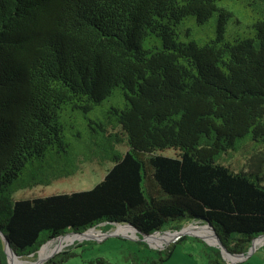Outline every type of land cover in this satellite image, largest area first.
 Masks as SVG:
<instances>
[{
	"label": "trees",
	"instance_id": "1",
	"mask_svg": "<svg viewBox=\"0 0 264 264\" xmlns=\"http://www.w3.org/2000/svg\"><path fill=\"white\" fill-rule=\"evenodd\" d=\"M223 1L0 0V264L5 240L25 258L99 225L151 235L194 221L244 255L264 234L259 169L227 161L240 139L264 141V0H245L251 32L230 38ZM214 13L213 38L181 40L185 19ZM114 91L122 107L79 129L80 114ZM102 162L111 167L89 190L13 197ZM165 250L149 263H164ZM203 251L206 264H227L218 247Z\"/></svg>",
	"mask_w": 264,
	"mask_h": 264
},
{
	"label": "rangeland",
	"instance_id": "2",
	"mask_svg": "<svg viewBox=\"0 0 264 264\" xmlns=\"http://www.w3.org/2000/svg\"><path fill=\"white\" fill-rule=\"evenodd\" d=\"M245 3V0H227L220 3L221 7L231 13V16L226 20L225 38L233 36L244 37L251 32V24L256 17L255 5ZM216 19L217 13H214L204 24H197L194 17L185 19L183 23L189 35L188 37L182 35L181 40H196L201 42L213 38L215 36ZM144 45H147V43ZM122 105V96L119 94V91H114L112 95L105 98L92 111L87 114H80V117H78L81 123L79 129L89 119L96 121L103 119L107 115L106 112H109L112 106L122 107ZM248 142V137L240 139L238 146L241 145V148L236 153H233L230 158H227V161L236 170L259 169L258 174L261 176L262 183L264 184V141L249 142L251 145H248ZM162 154L173 157L175 151L169 149L163 151ZM110 167L111 163L109 162H102L100 164L86 163L82 165L80 171L72 176L57 179L49 185L18 190L14 193L13 197L15 199L32 198L89 190L103 179ZM191 222L193 221L183 224L178 230L158 232L160 236L168 231L178 232L177 238L170 239L167 242L161 243V245L151 244L148 240H143L141 236L125 228V226H121L124 229L122 230V228L118 229L116 225H112L109 228L99 225L93 228L95 236L69 240L63 248L48 257L70 249L75 255L61 264H85L96 258L105 259L106 264H130L133 261L138 263L143 262L144 264L145 262H150L147 259L149 257L158 258L157 251H166L165 248L170 246V257L162 264H206L203 251L204 244L217 247L214 245L215 240L209 242L205 238V232L199 229L200 227L190 226ZM180 237H183V239L178 243H174ZM253 248L246 255L236 257L234 260L226 258L224 254V261L227 264H264V244H256ZM39 257L40 253L37 252L34 256L17 259L26 264H40ZM46 259L44 261H47ZM10 264L12 263L10 262Z\"/></svg>",
	"mask_w": 264,
	"mask_h": 264
},
{
	"label": "bare ground",
	"instance_id": "3",
	"mask_svg": "<svg viewBox=\"0 0 264 264\" xmlns=\"http://www.w3.org/2000/svg\"><path fill=\"white\" fill-rule=\"evenodd\" d=\"M119 228H122V227H118V229ZM199 229H201V230H203L205 232V234H204L205 238L208 239L209 242H213L214 240L216 241V239L213 236L212 231L210 230V228L201 227ZM122 230H124V229L122 228ZM130 230L135 232L132 228ZM92 236H95V232H93V229H90L84 234H80V235L79 234H77V235L76 234H71V235L64 236V238L61 237V238H58V239H54V240L50 241L49 243H47L40 250V252H39L40 253L39 262L40 263L43 262L49 255H51V254H53L55 252H58L61 248H63L66 245V242H68L69 240H74L76 238H82V237H92ZM173 238H174V234H170V233L166 232V233H164L161 236L158 233H155V234H153L151 236H148L146 239L151 244L161 245V243L167 242V241H169L170 239H173ZM261 242H262L261 240H257L255 242V245L259 244ZM225 256H226V258L231 259V260H234L236 258L235 256H229L227 254H225ZM8 260H9V264H10V262L12 264H26L25 262H23L21 260H18L17 257H15L12 252H9Z\"/></svg>",
	"mask_w": 264,
	"mask_h": 264
},
{
	"label": "water",
	"instance_id": "4",
	"mask_svg": "<svg viewBox=\"0 0 264 264\" xmlns=\"http://www.w3.org/2000/svg\"><path fill=\"white\" fill-rule=\"evenodd\" d=\"M190 226H193V227H208V225H198V224H195V222L193 221V222H191L190 224H189ZM121 226H123V225H116V227H121ZM90 229H93V228H90ZM90 229H88V230H90ZM88 230H86L84 233H86ZM134 231H135V233H137L138 235H140L141 237H142V239L143 240H147L146 238L148 237V236H151V235H153V234H151V235H146V234H143V233H140V232H138L137 230H135V229H133ZM212 231V234H213V236L215 237V239H216V241H215V244L214 245H216L219 249H220V253H221V256H222V258L224 259V254H227V255H229V256H235V257H240V256H244V254H231V253H229L222 245H221V243H220V241H219V239H218V237L216 236V234H215V232L213 231V230H211ZM180 232V231H179ZM84 233H81V234H84ZM155 233H158V232H155ZM154 233V234H155ZM168 233H170V234H174V237H176L177 235H178V232H169L168 231ZM71 234H75V233H68V234H66V235H71ZM66 235H64V236H66ZM80 235V234H79ZM112 235V234H111ZM56 239V238H55ZM257 240H261L262 242H264V234H261V235H259L258 237H256V238H254L252 241H251V244H250V247H249V250H253L254 248V245H255V242L257 241ZM51 241V240H50ZM50 241H47L45 244H47L48 242H50ZM3 243H4V251H5V254H6V260H7V263H9V260H8V257H9V252H12L11 250H10V247H9V245H8V243L6 242V240L5 241H3ZM44 244V245H45ZM43 245V246H44ZM42 246V247H43ZM41 247V248H42ZM40 248V249H41ZM39 249V250H40ZM248 250V251H249ZM13 253V252H12ZM248 253V252H247ZM13 255L15 256V257H17L14 253H13ZM246 255V254H245ZM51 257V256H50ZM50 257H48L46 260H48ZM46 261H44V262H42V263H40V264H44Z\"/></svg>",
	"mask_w": 264,
	"mask_h": 264
},
{
	"label": "built area",
	"instance_id": "5",
	"mask_svg": "<svg viewBox=\"0 0 264 264\" xmlns=\"http://www.w3.org/2000/svg\"><path fill=\"white\" fill-rule=\"evenodd\" d=\"M174 238H177V237H174ZM262 244H264V242L259 243V245H262ZM254 246H255V245H254Z\"/></svg>",
	"mask_w": 264,
	"mask_h": 264
},
{
	"label": "crops",
	"instance_id": "6",
	"mask_svg": "<svg viewBox=\"0 0 264 264\" xmlns=\"http://www.w3.org/2000/svg\"><path fill=\"white\" fill-rule=\"evenodd\" d=\"M201 228V227H200ZM188 230H190V229H188ZM185 231H187V230H185ZM194 232V231H193Z\"/></svg>",
	"mask_w": 264,
	"mask_h": 264
}]
</instances>
